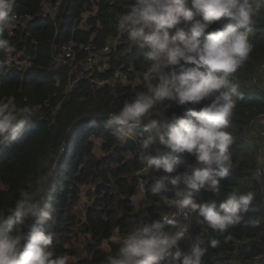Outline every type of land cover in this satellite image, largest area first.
<instances>
[{"label":"trees","instance_id":"obj_1","mask_svg":"<svg viewBox=\"0 0 264 264\" xmlns=\"http://www.w3.org/2000/svg\"><path fill=\"white\" fill-rule=\"evenodd\" d=\"M42 1L53 4L57 0H17L14 13L35 18L24 30L5 32L14 52L23 51L32 66L24 71L7 64L0 67V98L12 97L18 105L35 106L38 111L33 123L26 126L16 141L0 145V209L13 206L19 190L48 175L52 163L56 162L57 173L48 189L54 197L56 211L45 226L54 236V251L57 255L77 257L78 264H106L107 257L118 252L120 236L171 209L162 196H154L150 191L160 173H143L146 165L139 137L120 141L112 130L104 127L107 112L119 110L126 99L146 90L143 73L148 65L143 53L147 49L133 46L120 61L131 67L128 78L139 81L137 84L97 87L83 76L74 82L68 69L50 70L54 55L69 41L76 45L90 43L98 49L118 35L126 39V35L118 32L117 17L128 10L133 0H60L53 17L40 16ZM93 7L98 8L96 14L84 17L86 28L81 27L83 13ZM255 21L250 38L253 52L236 73L243 99L237 101L228 129L234 138L230 146L234 168L220 178L219 195L204 190L196 194L203 201L219 203L233 191L252 192L254 200L241 222L225 233L214 232L198 223L192 214V237L200 238L205 246L213 239L219 241L217 248L209 247L204 264H264V176L259 173L262 164L258 160L264 141V11ZM218 26L213 25V29ZM83 56L84 52L78 53V59ZM0 60H7V54L0 52ZM110 74L106 71L94 76L102 79ZM173 112L188 118L183 106L173 104L165 115L171 116ZM93 116L97 117L95 126L90 123ZM91 136L101 140L99 145ZM158 147L161 146L157 141L153 148ZM194 163V157L177 154L179 171ZM88 186L90 203L81 222L75 206L82 188ZM140 186L143 198L135 206L133 197ZM165 195L169 199L175 197L174 192ZM77 223L87 238L81 252L70 247L72 230ZM162 226L169 227L166 223ZM104 242L107 249L102 247ZM189 246L185 240L181 250Z\"/></svg>","mask_w":264,"mask_h":264},{"label":"clouds","instance_id":"obj_2","mask_svg":"<svg viewBox=\"0 0 264 264\" xmlns=\"http://www.w3.org/2000/svg\"><path fill=\"white\" fill-rule=\"evenodd\" d=\"M16 3L0 0V52L6 54L14 49L5 32L16 19ZM262 11L264 0H133L117 17L118 32L129 44L147 49V87L118 111L107 112L104 127L120 141L139 137L146 170L160 173L150 191L176 212L124 233L118 252L106 264H204L209 247L217 248L219 241L205 246L194 237L181 250L179 241L191 229L189 217L194 214L198 223L225 233L248 211L252 192L233 191L219 203L196 194L204 190L219 195L220 178L234 168V138L228 129L237 101L243 99L236 73L253 52L250 38ZM6 64L0 60V67ZM173 104L185 107L188 118L174 112L166 116ZM37 111L12 97L0 98V145L16 141ZM96 119L90 118L93 126ZM157 141L161 147L154 149ZM177 154H188L195 163L179 171ZM57 167L53 162L48 175L20 189L13 206L0 209V264H78L75 256L55 253L54 236L45 230L56 211L48 189ZM169 192L174 199L165 195Z\"/></svg>","mask_w":264,"mask_h":264},{"label":"built area","instance_id":"obj_3","mask_svg":"<svg viewBox=\"0 0 264 264\" xmlns=\"http://www.w3.org/2000/svg\"><path fill=\"white\" fill-rule=\"evenodd\" d=\"M41 5L42 11L40 16L53 17L58 10L60 0H57L53 4L47 1H42ZM97 10L98 8L93 7L91 10L84 12L83 18L89 14H96ZM15 16V21L8 28L10 32L17 28H21L23 30L26 29L28 24L35 18L34 16L28 14H15ZM84 21L85 18L80 22V26L86 28ZM131 47L133 46L129 44L127 38L123 40L120 35L108 39L107 42L98 49L92 46L90 43L76 45L74 42L69 41L68 43L63 44L60 51L54 55L50 70H58L60 68L66 70L68 69L69 74H72L75 78L74 82H78L79 78L83 76L85 79L89 80L90 83L95 84L97 87L108 85L110 88H113L117 84H137L139 81H131L128 78L127 72L132 71L131 67H126L125 64L120 63L121 58H123L127 52H130ZM80 52H84V56L83 58L78 59V53ZM7 61L8 66L16 67L18 71L27 70L32 66L31 59L26 56L23 51L14 52L13 50L10 54H7ZM106 71L111 72L109 77H103L102 79H99L98 77L94 76L95 74L104 73ZM70 86L71 85H69V87ZM262 153H264V141L258 153V160L261 158L263 160L261 163L262 166L259 167V173L264 176V158ZM174 198L175 197L172 199ZM170 207L171 209L165 212L163 215L176 212L174 207ZM191 216L188 219V222L191 224L189 235L187 238L181 239L179 241L180 248L182 247V242H185V240L188 241L189 244L192 243L193 237Z\"/></svg>","mask_w":264,"mask_h":264},{"label":"rangeland","instance_id":"obj_4","mask_svg":"<svg viewBox=\"0 0 264 264\" xmlns=\"http://www.w3.org/2000/svg\"><path fill=\"white\" fill-rule=\"evenodd\" d=\"M146 86H147V82H146ZM91 139L97 144L99 145L100 143V139L99 138H96V137H93L91 136ZM96 151H99V150H96ZM260 163H262V158L259 159ZM148 170H144L143 173H146ZM57 173V171H56ZM141 173V174H143ZM90 189V187H85V188H82L83 192L81 193V196H80V199L77 203V205L75 206L76 208V211H77V215L80 219V221L82 222V220L84 219V215H85V210L87 208V206L89 205V200L87 198V191ZM143 198V187L140 186L138 188V191H137V194L133 197V202L135 204V206H138L139 202L142 200ZM80 222V223H81ZM80 223H77L74 227H73V230H72V234H71V243H70V247H72L76 252L79 251L81 252L82 248L84 247L85 245V242L87 240L86 236L84 235V233H82L80 230H79V226H80ZM112 240H116V237L114 236L112 238ZM102 247L104 249H107L108 245L106 242L103 243Z\"/></svg>","mask_w":264,"mask_h":264}]
</instances>
